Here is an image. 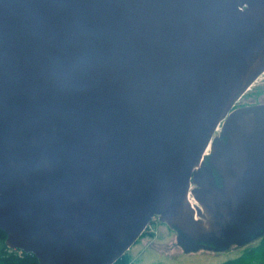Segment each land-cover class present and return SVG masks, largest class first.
I'll list each match as a JSON object with an SVG mask.
<instances>
[{
    "label": "water",
    "instance_id": "obj_1",
    "mask_svg": "<svg viewBox=\"0 0 264 264\" xmlns=\"http://www.w3.org/2000/svg\"><path fill=\"white\" fill-rule=\"evenodd\" d=\"M263 74L264 0H0L6 247L116 264L155 218L185 254L263 238L264 104L237 108Z\"/></svg>",
    "mask_w": 264,
    "mask_h": 264
},
{
    "label": "rangeland",
    "instance_id": "obj_2",
    "mask_svg": "<svg viewBox=\"0 0 264 264\" xmlns=\"http://www.w3.org/2000/svg\"><path fill=\"white\" fill-rule=\"evenodd\" d=\"M264 104V77L248 91L238 105L242 107ZM141 239L128 252L130 260L134 264H224L229 261L243 258L249 249L260 243V240L245 247L233 246L229 251L214 253L200 251L193 254H185L177 243V233L171 230L166 224L157 218L153 220ZM8 254L21 256L23 252L11 250L8 247ZM6 256V257H7ZM6 260L10 258H5ZM252 261L257 263L258 258L253 257Z\"/></svg>",
    "mask_w": 264,
    "mask_h": 264
},
{
    "label": "trees",
    "instance_id": "obj_3",
    "mask_svg": "<svg viewBox=\"0 0 264 264\" xmlns=\"http://www.w3.org/2000/svg\"><path fill=\"white\" fill-rule=\"evenodd\" d=\"M6 238L7 235L0 230V264H39L36 257L30 254L22 253L21 256H15L12 254L8 257L7 256L8 249L6 248L5 245ZM259 240L260 243L258 244V246L249 249L243 258L234 261H229L224 264H264V237ZM253 257L258 258L257 263L252 261ZM5 258H10V259L6 260ZM117 264H134V263H132V261L130 260L129 255L126 254L121 260L117 262Z\"/></svg>",
    "mask_w": 264,
    "mask_h": 264
},
{
    "label": "bare ground",
    "instance_id": "obj_4",
    "mask_svg": "<svg viewBox=\"0 0 264 264\" xmlns=\"http://www.w3.org/2000/svg\"><path fill=\"white\" fill-rule=\"evenodd\" d=\"M263 77H264V74L262 75ZM220 131V129L218 130V132ZM208 153V152H207ZM193 205H196L195 203H194V201H193Z\"/></svg>",
    "mask_w": 264,
    "mask_h": 264
},
{
    "label": "flooded vegetation",
    "instance_id": "obj_5",
    "mask_svg": "<svg viewBox=\"0 0 264 264\" xmlns=\"http://www.w3.org/2000/svg\"><path fill=\"white\" fill-rule=\"evenodd\" d=\"M240 107H242V106H240V105H237V108H240Z\"/></svg>",
    "mask_w": 264,
    "mask_h": 264
},
{
    "label": "built area",
    "instance_id": "obj_6",
    "mask_svg": "<svg viewBox=\"0 0 264 264\" xmlns=\"http://www.w3.org/2000/svg\"><path fill=\"white\" fill-rule=\"evenodd\" d=\"M191 201H192V204H193V201H194V200H191ZM194 203L196 204V202H195V201H194Z\"/></svg>",
    "mask_w": 264,
    "mask_h": 264
}]
</instances>
